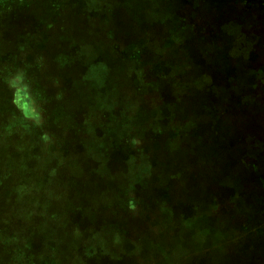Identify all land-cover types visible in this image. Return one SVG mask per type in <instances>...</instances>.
Segmentation results:
<instances>
[{"label":"rangeland","instance_id":"obj_1","mask_svg":"<svg viewBox=\"0 0 264 264\" xmlns=\"http://www.w3.org/2000/svg\"><path fill=\"white\" fill-rule=\"evenodd\" d=\"M0 264H264V0H0Z\"/></svg>","mask_w":264,"mask_h":264},{"label":"trees","instance_id":"obj_2","mask_svg":"<svg viewBox=\"0 0 264 264\" xmlns=\"http://www.w3.org/2000/svg\"><path fill=\"white\" fill-rule=\"evenodd\" d=\"M226 215H229L230 216V214H226ZM228 219V218H227Z\"/></svg>","mask_w":264,"mask_h":264}]
</instances>
